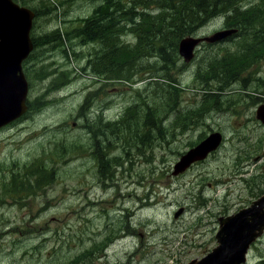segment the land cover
Segmentation results:
<instances>
[{
	"label": "rangeland",
	"instance_id": "rangeland-1",
	"mask_svg": "<svg viewBox=\"0 0 264 264\" xmlns=\"http://www.w3.org/2000/svg\"><path fill=\"white\" fill-rule=\"evenodd\" d=\"M15 1L35 12L31 37L39 45L22 67L30 110L0 130V264H193L212 251L221 222L264 195V126L256 120L264 49L239 73V65L212 72L252 32L202 44L181 73L180 58L171 65L121 51L135 41L118 35V22L159 0ZM95 11L96 23L77 36ZM227 26L222 16L192 36ZM57 30L61 42H52ZM204 88L217 97L197 114L211 102ZM213 132L223 139L217 151L173 176L180 157ZM34 163L52 174L44 187L11 180ZM246 263L264 264V231Z\"/></svg>",
	"mask_w": 264,
	"mask_h": 264
},
{
	"label": "water",
	"instance_id": "water-1",
	"mask_svg": "<svg viewBox=\"0 0 264 264\" xmlns=\"http://www.w3.org/2000/svg\"><path fill=\"white\" fill-rule=\"evenodd\" d=\"M7 1L8 0H0V3L3 5ZM11 9L12 7L8 5V7L6 8V11L3 14H1L0 18L8 17V18L13 19L12 25L14 26L15 30L10 35V38L13 41H16L18 43V49L11 56L9 61L0 64V89H1L0 90V126L12 120L13 118L18 116L22 112V100H24L25 95H26V86H25L23 77L17 76V72H19L20 61L27 56L29 49H30V43L27 40L28 31L30 28V18L27 16L24 17V15L23 17L22 15H19V16L12 15ZM19 18H21L22 20H18ZM220 36H223V35H216L215 37L208 39L207 41H213ZM0 39L2 38L0 37ZM197 43H198L197 40H192V39L183 40L180 43V48H179L180 54L184 56L185 59H190L192 56L191 54L192 49ZM2 48L4 49V47ZM7 86H11L12 88L16 87L17 90L14 93H12L10 91V88H8ZM258 117H260L261 120L264 122V119L261 116L258 115ZM217 136L218 135L212 136L213 139H210V138L206 139L205 140L206 142L205 141L202 142L195 149L189 151L186 155L182 156L180 161L174 167L173 175L183 173L185 169L192 162L196 160L204 159L209 152L215 150L216 147L220 143V138L219 136L218 137ZM252 208H254V210H252ZM257 209H259L260 213H255ZM263 209H264V199L259 200L258 202L252 204V206L248 208L247 210H243L239 212L235 217L233 218L231 217L223 221L222 227L218 233L219 246L212 253L208 254L205 258H203L202 261H199L198 264H234L235 262H240L242 260V253H243L244 248L247 246V244H249L255 238L256 233L262 230V228H264V210ZM181 212L182 210L181 211L179 210L175 214V217L181 214ZM241 216L244 218L242 223L244 224L245 228L243 229L241 228L240 230H238V232L239 231L240 232L237 233V232H234L232 225L233 223H237L239 219H241ZM237 217L238 219L232 221L233 219ZM227 232H231L234 235V237L229 239V241H227V238H225L226 236L222 238L224 234H227ZM239 234H242V239L237 238ZM244 240L245 242H243Z\"/></svg>",
	"mask_w": 264,
	"mask_h": 264
},
{
	"label": "trees",
	"instance_id": "trees-1",
	"mask_svg": "<svg viewBox=\"0 0 264 264\" xmlns=\"http://www.w3.org/2000/svg\"><path fill=\"white\" fill-rule=\"evenodd\" d=\"M169 1L171 2L172 0ZM221 1L224 0H181L182 3L177 8L169 7L168 5L166 7L174 10L175 17L170 18V20L176 23V20H179L181 14L183 13H184L183 19H186L188 21H191L194 18V16L198 13H199V18H201L200 14L201 16L204 17H206L208 14H214L215 11L208 12L209 8L211 7L216 8ZM263 15H264L263 12H255L254 14H250V15L247 13L245 16L241 17L240 14L237 11H235L232 23H234L233 24L234 27L240 28L242 31H249L252 29L253 26L258 27L261 25V22L256 20L261 19ZM180 20H182V18ZM183 23L186 24L188 22L184 21ZM175 27H176L175 30H168L166 32L150 31L146 35H143V38L146 41H149L148 45L154 43L152 49L156 50L159 57H164L166 55V52H168V55L165 57V59H168L171 63H173L174 59H176L175 49L177 48L179 38L186 37L190 35V33L192 32L190 30L189 25L181 26L179 24H176ZM150 28L152 29L153 26ZM55 34L58 35V31H56ZM165 34L170 35L171 44L168 45V47L162 46L160 44V40H161L160 38ZM243 56H245L244 59H250V57L253 56L252 51H250L249 53L242 54L240 58ZM13 180H15L16 182L17 178L14 177ZM39 180L40 179H37V183L35 184V186H38ZM30 186H34V184ZM26 193L28 194L30 192L26 190Z\"/></svg>",
	"mask_w": 264,
	"mask_h": 264
},
{
	"label": "bare ground",
	"instance_id": "bare-ground-1",
	"mask_svg": "<svg viewBox=\"0 0 264 264\" xmlns=\"http://www.w3.org/2000/svg\"><path fill=\"white\" fill-rule=\"evenodd\" d=\"M88 208H89V206H88ZM252 210H254V208H252ZM87 212H88V211H87ZM255 213H260V212H259V209H257ZM236 219H238V217L235 218V219H233L232 221H234V220H236ZM237 221H238V220H237ZM229 223H230V222H229ZM237 224H239V226H237V227H233V226H232V228L234 229V232L239 233L240 231L238 232V230L241 229V226H240L241 223L237 222ZM259 233H260V232H259ZM227 235H228V237H227ZM225 236H226V237H225ZM258 236H259V234H258ZM224 237L227 238V241H229V239H231L232 237H234V235H233V233H231V232H227V234H224L222 238H224ZM243 242H245V240H244ZM236 243H237V242H236Z\"/></svg>",
	"mask_w": 264,
	"mask_h": 264
}]
</instances>
